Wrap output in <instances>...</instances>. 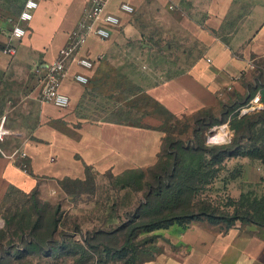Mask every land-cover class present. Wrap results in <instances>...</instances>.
I'll use <instances>...</instances> for the list:
<instances>
[{
  "label": "crops",
  "instance_id": "obj_1",
  "mask_svg": "<svg viewBox=\"0 0 264 264\" xmlns=\"http://www.w3.org/2000/svg\"><path fill=\"white\" fill-rule=\"evenodd\" d=\"M26 1L0 0V14L17 18ZM186 1L109 0L106 11L118 15L122 25L107 39L91 33L68 59L60 87L70 98L66 108L41 99L35 68L57 61L90 0H41L14 55L3 51L13 24L0 21V121L6 117L11 131L0 153V218L13 196L44 191L45 182L121 175L158 162L165 137L161 130L86 116L83 104L91 85L104 84V68L116 67L122 56L139 50L148 54L158 46L167 50L169 39L198 44L200 52L191 56L186 72L148 89L171 115L249 98V86L264 78V0H209L203 21L186 16L178 29L166 8ZM124 2L133 4L136 12H123ZM81 57L92 60L94 67H81ZM77 74L87 76L89 83H79ZM244 164L241 177L228 184L234 200L245 185L264 180L260 165ZM157 231L171 245L149 264H264V227L255 224L237 221L228 227L199 221Z\"/></svg>",
  "mask_w": 264,
  "mask_h": 264
},
{
  "label": "rangeland",
  "instance_id": "obj_2",
  "mask_svg": "<svg viewBox=\"0 0 264 264\" xmlns=\"http://www.w3.org/2000/svg\"><path fill=\"white\" fill-rule=\"evenodd\" d=\"M208 1L187 0L179 6L169 3L166 9L179 29L186 16L203 21ZM177 39L168 40L167 50L161 46L148 54L139 50L130 57L122 56L116 67L104 68V84L91 85L83 106L90 119L159 129L165 136L180 137L195 147L227 148L219 177L197 193L193 202L209 201L220 211L228 210L226 184L231 171L247 163L260 165L264 173V155L256 149L264 150V142L253 148V142L242 137L249 119L259 117L254 129L264 127V109L248 113L246 120H241L242 109L258 94L264 104V78L249 86L251 95L247 99L221 101L217 107L195 114L171 115L151 98L148 89L186 72L191 56L200 52L197 43L184 45L183 38ZM144 171L148 176L149 170ZM122 176L109 172L91 174L83 180L49 181L44 191L13 196L0 218V264H149L157 254L169 250L171 243L156 230L137 232L133 239L137 251L125 248L126 235L136 223L131 220L143 212L140 206L146 200L149 177L144 179L139 172L132 175L143 185L140 189L125 186L130 176ZM244 190L262 197L264 180L258 185H245ZM199 221L211 222L200 217L186 225Z\"/></svg>",
  "mask_w": 264,
  "mask_h": 264
},
{
  "label": "trees",
  "instance_id": "obj_3",
  "mask_svg": "<svg viewBox=\"0 0 264 264\" xmlns=\"http://www.w3.org/2000/svg\"><path fill=\"white\" fill-rule=\"evenodd\" d=\"M249 114L243 115L241 120H246ZM259 117L247 120L242 137H248L253 142V148L259 141L264 142V127L254 129ZM227 148L223 147H195L185 142L180 137L167 135L163 139L162 151L158 162L149 167V174L142 169L129 170L121 175L130 176L125 179V186L143 189L133 174L139 172L141 177L148 179L145 203L140 207L143 212L132 219L134 223L126 235L125 248L137 251L138 246L133 242L137 232H153L167 228L176 223L186 224L200 217H207L212 223L233 226L237 221L245 224H255L264 227V195L258 197L255 191H243L238 200L229 197L226 207L228 210L220 211L207 201L196 204L194 196L205 190L208 185L219 177L222 157ZM264 155V150L256 148ZM228 155H226L227 157ZM230 156V155H229ZM264 165V156H263ZM243 166L235 168L227 177L229 182L242 175ZM120 175V176H121ZM155 202V207L152 203ZM198 208V210H197ZM229 208H233L230 211ZM125 250V249H124Z\"/></svg>",
  "mask_w": 264,
  "mask_h": 264
},
{
  "label": "built area",
  "instance_id": "obj_4",
  "mask_svg": "<svg viewBox=\"0 0 264 264\" xmlns=\"http://www.w3.org/2000/svg\"><path fill=\"white\" fill-rule=\"evenodd\" d=\"M41 0H27L24 8L17 18L11 16L5 17L0 14V21L8 20L13 24L12 30L8 32V42L3 51L7 54L14 55L17 52V45L23 40L27 34V25L35 16V12L39 8ZM109 0H90V4L85 8L83 18L81 19L77 29L71 34L69 44L64 47L60 56L54 63L47 65H37L35 73L38 77L41 99L55 104L58 107L66 108L70 104L68 95L61 92V84L68 73V59L86 43L88 36L91 33L99 36L102 39L110 37L111 32L121 27V18L113 13L106 11ZM121 10L128 14H134L136 8L130 2L121 4ZM6 18V19H5ZM3 30L0 28V32ZM81 67L92 69L94 62L89 58L81 57L78 59ZM75 79L84 85L89 83V78L83 74H77ZM264 109L261 95L258 94L250 100L242 109V115L258 112ZM11 134V131L6 126V117L0 121V153L4 154L2 143ZM25 156L24 153H20Z\"/></svg>",
  "mask_w": 264,
  "mask_h": 264
}]
</instances>
